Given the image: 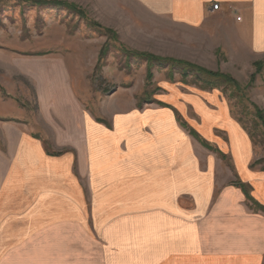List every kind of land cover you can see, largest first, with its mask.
I'll return each mask as SVG.
<instances>
[{
  "label": "crops",
  "instance_id": "crops-1",
  "mask_svg": "<svg viewBox=\"0 0 264 264\" xmlns=\"http://www.w3.org/2000/svg\"><path fill=\"white\" fill-rule=\"evenodd\" d=\"M125 1L149 16L142 21L179 28L182 44L189 32L201 35L198 44L234 63L220 69L236 79L264 63V0ZM220 97L204 95L198 128L213 135L228 166L196 145L170 109L122 113L113 129L74 110L85 120L55 127L60 153L30 127L0 125V264H156L157 253L168 264H264V210L236 184L250 185L264 206V168Z\"/></svg>",
  "mask_w": 264,
  "mask_h": 264
},
{
  "label": "rangeland",
  "instance_id": "rangeland-1",
  "mask_svg": "<svg viewBox=\"0 0 264 264\" xmlns=\"http://www.w3.org/2000/svg\"><path fill=\"white\" fill-rule=\"evenodd\" d=\"M62 1L72 7L0 0V125L30 127L45 138L50 152L60 153L65 148L52 145V139L59 136L54 133L55 127L68 129L76 121L82 124L85 120L75 118L74 110H82L95 122L113 129L122 113L170 109L196 145L228 166L230 157L218 149L213 135L203 134L198 128L202 119L197 111L203 106L204 95L217 92L231 117L252 140L257 154L255 166L264 168L263 62H257L263 63L259 70L257 63L239 69L241 75L236 79L220 69L234 63L219 50L214 52L215 45L198 44L203 40L201 35L189 32L188 45L182 44L179 28L167 22L142 21L149 16L138 14L139 10L125 0ZM104 46L106 54L99 61ZM145 54L229 74L241 90L226 82L210 90L201 79L205 75L197 74V69L173 61H154L150 66ZM149 70L152 78L148 77ZM186 71L189 75L183 76ZM205 105L214 110L219 102L207 100ZM188 128H193L211 147L204 146ZM214 132L227 139L217 128ZM244 185L250 192L252 187ZM157 255L162 260L156 264H168Z\"/></svg>",
  "mask_w": 264,
  "mask_h": 264
},
{
  "label": "trees",
  "instance_id": "trees-1",
  "mask_svg": "<svg viewBox=\"0 0 264 264\" xmlns=\"http://www.w3.org/2000/svg\"><path fill=\"white\" fill-rule=\"evenodd\" d=\"M28 1H31L30 5L40 6V7H52V6H69V7H72V5H68L67 2L62 1V0H28ZM97 26H100V25L97 24ZM107 31L113 33V31L110 30V29H107ZM105 54H106V49H105V46H104L103 49H101V51H100L99 61L105 56ZM145 56H146L147 60L150 61L149 62L150 66H152L154 61H161V62L173 61V62L178 63L180 65H184L185 67H191V68L197 69L198 70L197 74H199V73L204 74L205 77L201 78V76H199V75H197L196 77H199V78L203 79L206 82V84L210 87V90L219 88L220 86L223 85V82L230 83L238 91L241 90L240 84L229 74L221 73V72H218V71H212V70L203 68V67H201L199 65L192 64V63H189V62L183 61V60H174V59H170V58H163V57H159V56L152 55V54H145ZM256 66L258 67V70L261 68V65L259 63H257ZM188 75H189V73L187 71L183 73V76H188ZM148 77L149 78L153 77V74H152L151 70H149V72H148ZM258 114H259L260 118H262V115H261L260 111H258ZM184 126H186V125H184ZM188 129L190 131V134L192 136L196 137L204 146H206L207 148L211 147L209 144L205 143V141L199 136V134L193 128H188ZM236 184H237V186H239L242 189V191L244 192L246 197L253 204H256V206H258L259 208L264 210V207L260 206L252 198L248 188L246 187V185H244V183L236 182Z\"/></svg>",
  "mask_w": 264,
  "mask_h": 264
},
{
  "label": "built area",
  "instance_id": "built-area-1",
  "mask_svg": "<svg viewBox=\"0 0 264 264\" xmlns=\"http://www.w3.org/2000/svg\"><path fill=\"white\" fill-rule=\"evenodd\" d=\"M219 7H220V5H219L218 3H215V4L213 5L212 9H213V10H218ZM237 19L240 20L241 17H238Z\"/></svg>",
  "mask_w": 264,
  "mask_h": 264
}]
</instances>
